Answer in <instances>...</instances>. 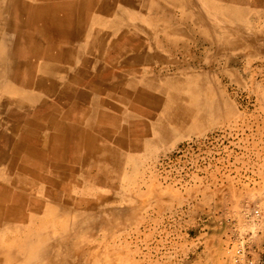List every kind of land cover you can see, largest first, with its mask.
Segmentation results:
<instances>
[{"label": "rangeland", "instance_id": "1", "mask_svg": "<svg viewBox=\"0 0 264 264\" xmlns=\"http://www.w3.org/2000/svg\"><path fill=\"white\" fill-rule=\"evenodd\" d=\"M242 12L244 11H240L239 14L242 18L240 21H243L239 22V52L229 53L227 61L209 65L210 83L217 84V89L221 88L214 91L221 94L220 101L215 100L217 96H212L214 94L212 93L210 99L213 102L211 105L210 100L208 102V108L214 110L211 115H207L209 119L212 118V126L198 132H190L188 135L178 136L168 146L165 144L163 147L159 145L153 149L148 146L147 150L141 147L142 149H126L123 153L120 151L121 154L117 158L120 159L119 162L105 163V166L108 164L110 167L107 166V170L104 164L102 166L96 163L101 165L102 169L104 168V173L99 166L94 164V159L85 155L86 153L77 162L70 161L68 156L67 163L71 169L69 171L64 169V176L63 168L61 170L47 168L45 174L52 173L51 175L56 178H62L61 186L64 185L67 189L68 205L80 211L78 218L75 217L74 220L69 218L70 226L67 222L65 224L61 217L33 215L37 219L35 223L37 228L45 226L48 233H54L53 236L65 234V232L68 234L69 250L65 251L64 248L58 246L50 248L49 257L55 263L95 264L99 258V262L103 264L106 261L112 264H264V33H246L240 27V24H243L244 27L250 25L253 30H264V9L260 7L259 11L252 10L251 14L245 15ZM100 35L99 38V33L81 34L80 38L84 41L81 50L78 52L70 50L68 63L66 62L65 65L60 63L61 60L53 58L54 63L61 66L63 70L56 71L57 75L52 79L51 86L61 83L63 88L74 93L90 89H94L95 93L96 86L90 85L89 77H94L93 83L95 75L101 73L96 69L95 64L101 42L107 40L105 34ZM232 36L237 37V34L232 33ZM99 39L101 44H99ZM46 42L48 43V40ZM45 47L48 49L47 44ZM214 51V49L211 50L212 55ZM258 52L261 53L258 54ZM236 58L239 60L236 61ZM69 62H73V66ZM14 65L20 68L22 64L14 62ZM219 67L222 69L224 67L227 73H218L222 70ZM29 82V78L21 81L16 77L0 79V128L9 131L11 127H18L26 134L29 133L31 137L42 140L53 132L50 125L52 121H60L62 112L43 114L44 121L48 119L47 127L29 126L26 120L35 118L36 114L31 110L30 105L18 103L20 98L28 94L27 90H35L32 87L34 85L29 87ZM177 87V84L172 82L165 88L168 93H171L170 91L176 90ZM62 98L48 96L47 100L50 103L61 104L57 100ZM78 101L82 102L79 99ZM113 102L116 105L120 104L119 101ZM170 103L168 101V104ZM87 104V107H93V101L92 104L90 101ZM215 119L218 121L216 122ZM83 129H86V125H83ZM1 146H6L8 153L12 151V145L8 147L0 141ZM41 148L42 150L39 148V153L48 152L50 143L47 147ZM36 153L38 154L37 151ZM61 156L57 154L56 158L62 160ZM123 157H125L124 160ZM45 162L49 164V161L40 158V163ZM38 168L35 167L36 170ZM0 171L4 174L3 176L13 173L12 167L6 160H0ZM12 177L15 179V176ZM95 177H98L99 182ZM17 178L20 180L15 182H18L20 186L26 183L27 188L32 189L30 194L34 196H42L40 194L42 189L45 191L50 189V186L43 182H37L38 184L32 182L29 177L17 176ZM123 201L128 202L123 205ZM42 204L43 211L46 210L45 207H51L49 201L47 202V197ZM128 204L133 209L128 207ZM82 206L84 209L80 208ZM125 206L128 209L127 213L129 212L128 216L124 209ZM111 207L112 210H110ZM99 210L103 212L100 211L99 214ZM105 210L107 213L104 214ZM113 214L121 215L116 217ZM104 215H106L105 218ZM124 215L129 218L126 219ZM123 219H126L127 223ZM111 222L115 224L112 223L114 224L112 226ZM115 226L117 229L114 228V231ZM54 227H56V232L52 231ZM7 232L4 234L6 237L14 236L13 233L7 234ZM95 244L102 248V252L104 251L103 254L100 252L101 254L99 253L97 257L91 254L92 246ZM2 245L9 247L10 243L7 244L0 239V247ZM78 246L82 250L80 248L78 251V249L76 254ZM4 256L0 254V258L4 259ZM61 258L65 259L62 261ZM115 258L117 259L114 260Z\"/></svg>", "mask_w": 264, "mask_h": 264}, {"label": "crops", "instance_id": "2", "mask_svg": "<svg viewBox=\"0 0 264 264\" xmlns=\"http://www.w3.org/2000/svg\"><path fill=\"white\" fill-rule=\"evenodd\" d=\"M260 7L264 9V0H0V79L16 77L21 81L29 78V87L36 84L48 85L49 92L44 91L47 98L52 94L51 87L57 86H51L52 79L57 75L56 71H62L61 66L54 63L53 52L56 53L55 50L62 48L68 53L70 50L80 51L84 44L83 39L80 38L81 34L99 33V38L100 34L102 36L105 34L107 40L101 42L95 64L96 69L101 73L95 75L93 83L94 77H89V80H91L90 85L100 89V91L96 89L94 93L98 100L110 107L109 112L117 111L119 105L114 104L113 101H120L118 97L120 93L127 97L133 91L136 95L133 94L131 98H134L137 96L138 87L147 86L149 80L155 79L158 84L166 77H173L177 72H180V77L186 74L184 78H188L193 73L194 78L195 71L200 70L201 66L209 69L210 64L216 63L208 61L209 56L199 58L201 63L190 68L181 64L180 67L169 64L173 59L180 62V53H188L187 57L192 61L193 58L190 57L196 54V45L209 42L215 33H223L229 26L228 23H239L240 11H244L243 15L251 14L252 10L259 11ZM247 26L251 31L253 30L250 25ZM233 32L239 33L235 28ZM64 33H78V37L72 44L70 42L64 44ZM185 42L187 45L184 44ZM101 43L99 39V44ZM204 51L205 49L201 47L200 52L203 54ZM68 53L67 56L56 53L54 59L61 60L60 63L65 65ZM161 57H165V60ZM14 62L22 65L18 68ZM69 64L73 66V62ZM52 67L57 68L53 74H51ZM186 69L188 72L193 71L191 75L181 73ZM35 76L43 78L44 81L34 82L32 78ZM128 79L135 80L132 82ZM144 79L147 82L142 83ZM165 83L167 82L160 83V86H164ZM151 84L153 85V82ZM105 88L110 91L107 92ZM81 100V104L87 107V102H92L93 98L89 96L86 100ZM27 102L36 114L35 118L26 120V123L32 127H47L48 119L46 122L43 119V114H46L45 109L51 107L58 109L63 105V100H57L61 104L50 103L48 100L36 105L30 100ZM75 106L80 108L78 103ZM69 110L70 112L65 113L68 122L77 124L79 119L73 114L75 111ZM90 123L93 127L89 126ZM87 128L97 135L98 143L103 145L115 143L112 136L115 130L110 132L103 118L97 117L95 120L89 118ZM52 131L47 138L39 140L18 127H11L9 131L0 128V141L8 147L12 145L10 153L6 146L0 147V160H6L13 169V173H9V176H3L0 171V187L7 183L5 187L0 188L1 192H8L10 197L17 196L20 192L24 196L30 194L32 189L27 191L15 182L20 180L17 176L29 177L36 184L43 182L35 177L37 172L35 167L40 169L44 166L45 172L48 170V164L40 163V158L46 159L50 164V149L55 138L59 141L56 143L59 154L60 152L69 154L62 147L64 141H66L64 146H68L70 152L73 150V153L77 154L70 133L66 136L64 132L67 131L54 129ZM49 143V151L39 153V148L42 150L41 147L45 148ZM12 176H15V179ZM43 183L48 185L46 182ZM9 186L16 187L18 191H9ZM43 191L42 189L40 193L42 196L30 195L35 200L43 197ZM24 212L27 214V209Z\"/></svg>", "mask_w": 264, "mask_h": 264}, {"label": "bare ground", "instance_id": "3", "mask_svg": "<svg viewBox=\"0 0 264 264\" xmlns=\"http://www.w3.org/2000/svg\"><path fill=\"white\" fill-rule=\"evenodd\" d=\"M241 19L242 18H240V20ZM240 20H239V22H243ZM228 24H229V26H227V28L224 30L223 33H215L209 42H206V43L202 42V43H200V45L195 46L197 48V51H196V54L193 55L194 57L193 56L190 57V58H193L192 61H189L190 59L187 57L189 55L188 53L187 54L186 53H180V60H179L180 62H176L175 59H173L170 61L169 65H172L174 67L179 65V67H180V64H181L182 66L185 65V67L190 68L193 65L200 64L201 62L198 59L202 58V57L205 58L206 56H209L208 61H212V62H216V63H220L221 61L222 62L227 61V55L229 53H232L233 51H235V53H236V51L239 50V33L236 32L237 37L232 36V31L234 30V28L237 29L239 32V23L238 22H236V23L231 22ZM214 25L215 24H212V26H214ZM240 25H241L240 27L243 28L246 33H260V34L264 33V30L254 29L251 31L247 25L245 27L243 26V24H240ZM258 26H260V25H258ZM221 29H223V28H221ZM205 35H206V33H205ZM234 35H235V33H234ZM63 37H64V40H63L64 44H66L67 42H70L72 44L74 42V39L78 37V33H64ZM202 37H204V36H202ZM240 38H243V37L240 36ZM186 39H188V38H186ZM260 42H261V40H260ZM256 43H257V40H256ZM184 44L187 45L186 42ZM261 45L263 47V44H261ZM201 47H203L205 49L203 54L200 52ZM213 49L215 50L214 55L211 54V50H213ZM209 50H210V52H209ZM247 50L249 51V49H247ZM256 51H255V53H256ZM55 52L58 53L59 55L63 53V55H66V56L68 53V51H65L63 48L55 50ZM75 52H78V51H75ZM56 53L53 52L52 58H54V56H56ZM260 53L258 52V54H260ZM198 54H200V55H198ZM145 56H149V55H145ZM142 58H140V59L142 60ZM164 58L165 57H163L162 59H164ZM114 59H115V57H114ZM148 59H150V58H148ZM50 60H52V59L50 58ZM238 60H239V58H236V61H238ZM147 61H149V60H147ZM144 62H145V60H144ZM157 63H159V62H157ZM238 64H239V62H238ZM205 68H206V66H201L200 70H198V71L196 70L194 78L192 77V75H193L192 70H191L192 72L191 71L188 72L186 69V70H183L181 72L182 74L190 73V75L192 73L191 76L188 75L189 76L188 78H184L186 74L183 75L182 77H180V74H179L180 72H177L176 74L174 73L175 75L173 74L174 75L173 77H166L162 80V82H167L164 84V86H160V83H162V82H158V84H157L156 83L157 81L155 79H152V80L147 79V80H149L147 83V86L138 87L137 96H135L134 98H131V96H133V94L136 95V93H134L133 91H131V93L128 94L127 97H125V95L120 93L118 96L120 98V101H119L120 104L118 106V109H117V111H112V112H109L110 107L109 106L107 107V104L102 103L100 100H98L97 95L94 94V89H90L89 91H83L80 93H76V92L74 93V92L69 91V89L63 88L64 86L61 84H58L55 87H51V93L52 94L51 95L49 94L48 96L63 97L62 99H59V100H63V102H62L63 105L61 106V108H58V109H57V107H55V108L51 107V108L45 109L46 114L47 113L53 114L56 112H62L60 121H58V120L52 121L50 126L54 130L67 131V132H64V134L66 136H68V134L70 133L71 139L73 140L74 149L77 150V154H74L73 150L70 152V149L68 146H64V143H66V141L62 142V147L69 154L67 155L64 152H60V154H59V152H57V147H56L57 146L56 143H58L59 141H58V139L55 138V140H53V145L51 146V149H50L51 150L50 151L51 162H50V164H48V168L54 169V170H58V169L61 170L63 168L62 173L64 176V169L65 170L68 169L67 171H69L71 169L70 168L71 166L69 167V164L65 162V161H67L68 156H69L70 161L77 162L84 155V153H86L85 154L86 156H90L92 159L95 160L94 161L95 163L92 162L95 165H97L96 163H98L101 165L104 164V166H105V163L110 164V162L115 163L116 161L120 160V159H117L119 154H121L120 151H122V153H123L124 150H126V149L130 150L132 148L137 149V148L144 147V150H145V148L147 150V149H149L148 146H150L152 149L155 148L156 146L159 147V145H161V147H163L165 144H166V146H168L169 144L173 143L176 140V137H178V136L188 135V133H190V132H198V131L203 130L207 127L212 126V118L209 119V117L207 116L208 114L211 115L214 111L211 108H208L209 97L212 95V93H214L212 96H214V95L217 96L215 98V100L221 99V94L214 92L216 90H220L221 88L217 89V84H211L210 83L209 76L211 75V72ZM56 69H57L56 67H52L51 74H53ZM128 70L130 71V69H128ZM224 70H225V68L218 71V73L219 72H222L223 74L227 73L226 70L225 71ZM212 73H213V71H212ZM81 75H82V73H81ZM166 75H168V74H166ZM117 77H119V76L117 75ZM123 77H125V76H123ZM32 79L36 83L43 80V78H38L37 76H35V78H32ZM128 80H132V79H128ZM133 80H135V79H133ZM133 80H132V82H133ZM150 81L153 82V85L152 84L150 85V83H151ZM141 82L145 83L147 81H145V79H144V81H141ZM172 82L176 83L178 87L176 90H172V91H170L171 93H168V90L165 87ZM155 83H156V85H155ZM38 85H40V84L34 85L35 90L33 89V91H36V92H33L31 90L30 91L27 90L26 93H28V94L25 93L26 94L25 97L20 98L21 100L18 102H25L27 104V103H29L27 101L30 100V102L34 103L35 105L38 103L42 104V102H46V100H47L46 96L47 95L44 94V91L49 92L48 87L45 84L44 85L42 84L41 86H38ZM80 86H82V85H80ZM126 86H128V85H126ZM23 87L25 88V86H23ZM57 87H59V88H57ZM67 87H68V85H67ZM24 88H21V89H24ZM96 89H98L97 86H96ZM96 89H95V91H96ZM37 90H39V93H37ZM98 91H100V89H98ZM106 91L109 92L110 90L106 89ZM20 95H23V94H20ZM222 95H223V93H222ZM89 96L91 98H93V107L87 108V107H84L81 104V102L78 101V99L79 100H81V99L86 100L87 97H89ZM112 96H115V94H112ZM212 98H214V97H212ZM168 101H170L171 103L168 104ZM222 101H224V99H222ZM212 102L210 99V105L212 104ZM77 103L80 105V108L78 106H75V105H77ZM163 103H164V105H163ZM19 104H21V103H19ZM91 104H92V102H91ZM221 104H220V106H221ZM69 109H72L79 114V116L77 114V117L79 119L77 121V124H71L68 122L69 121L67 119L68 116H65V113H66V111L70 112ZM224 110H225V107H224ZM224 110L222 109V112ZM97 117H101L105 120L107 127L110 129V132H111V130L112 131L115 130V134H112V136L115 139V143L113 145L112 144L103 145V144L98 143L97 135L95 133H93L90 129L87 128L88 119L90 118L91 120H95ZM215 121L217 122L218 120L215 119ZM215 121H213V123ZM83 124L86 125V129H83ZM71 125H72V128H71ZM89 126L93 127L91 123L89 124ZM71 131H74L75 133H73ZM153 137H154V139H153ZM123 148H126V149H123ZM132 152H134V151H132ZM144 153H142V154H144ZM57 154L59 156L62 155L61 157L65 161H60V159L56 158ZM148 154H150V152ZM135 156H137V155H135ZM124 158L125 157H123V160H124ZM83 159H84V157H83ZM92 159H90V160L92 161ZM147 159H148V157H147ZM82 164H84V162ZM101 165H97V166H99L102 169ZM107 166H108V164L105 166L106 170L109 167V166L108 167ZM77 167H79V166H77ZM93 167H95V166H93ZM45 169L46 168L44 166H42L40 169L37 170V172L35 174L36 178L43 180V182H46L50 186V189L47 188L48 189V190L46 189L47 191H45V190L43 191V197H41V198H36L34 200V198H32L30 194H26L24 196L21 192L17 196L10 197L8 195V192H1L0 191V239H2L7 244L10 243L9 247H4V245H2L0 247V254L5 255L4 259L0 258V264H20V263H24V264L25 263L26 264H42V263L43 264H57V263H55V261L53 259H50L51 257H49V253L51 252L50 248H52L54 246H58V247L64 248L65 251H66V249L69 250L68 246L70 245V243H69L68 234H66V232H65V234L63 233V234H60L58 236H55V235L53 236L54 233L52 234V233L47 232V227L42 226V227L37 228L35 226L37 219L34 218L33 215L43 214V217H61L64 219L63 220L64 223L65 222L68 223L69 218H72L74 220V218L77 217L80 213V211L78 209H72L73 206L71 207L68 205V200H66V198H68V193H66L67 189L65 188L64 185L61 186V179L62 178H58V177L56 178L55 176L51 175L52 174L51 172H50L51 174H45ZM103 169H102V171H103ZM132 169H134V168H132ZM102 171H101V173H102ZM104 172L105 171H103V173ZM60 174H61V172H60ZM96 174H97V172H96ZM98 175H99V173H98ZM111 175H112V173H111ZM118 177H119V175H118ZM118 179H120V178H118ZM121 179H123V178H121ZM63 180H64V178H63ZM98 182H99V180H98ZM100 182H101V180H100ZM118 182H119V180H118ZM6 184L7 183H4L3 186L5 187ZM134 184H135V182H134ZM134 184H133V186H134ZM3 186H1L0 188H2ZM11 186L8 187L9 191H11V192H17L18 191V190H16L15 186H14L15 188H13ZM21 186L24 187L27 191L30 190L27 188L26 183H22ZM28 187H30V186H28ZM114 187L115 186H113V188ZM56 189L60 190V191H57ZM105 189H106V187H105ZM126 191H127V189H126ZM121 194H122V192H121ZM123 196H124V194H123ZM45 197H47V202L49 201L51 207L50 208L45 207L46 210L43 211L42 202H43V200H45ZM110 197H113V196H110ZM117 197L120 198L121 196L120 197L117 196ZM106 198H107V195H106ZM124 198H125V196H124ZM119 201H120V199H119ZM126 202H128V201H126ZM126 202L123 201L122 204L124 205ZM114 204H113V206H114ZM116 204H118V203H116ZM44 205H45V203H44ZM129 205L130 204H128V207L131 208V205L130 206ZM119 206H117V207H119ZM83 207L84 206H82L80 208H83ZM126 207L127 206H125L124 209H126ZM47 208H49V209H47ZM77 208H79V207H77ZM26 209L28 212L27 214L24 212V210H26ZM88 209L90 210V208H88ZM96 209H97V207H96ZM131 209H133V208H131ZM107 210H109V208H107ZM110 210H112V207L110 208ZM127 210L128 209H126V213H127ZM100 211L101 210H99V214L101 212H103V211H101V212ZM96 212H97V210H96ZM105 212H106V210L104 211V214H105ZM112 213H113V211H112ZM114 213H116V212H114ZM128 213H127V216H128ZM116 214H113V215H116ZM101 215H99V216H101ZM118 215H116V217ZM87 216H89V215H87ZM105 216L106 215H104V218H105ZM110 216H107V217L109 218ZM124 216H126V215H124ZM124 216H122V218ZM127 216L125 217L126 219L129 218ZM112 219H113V217H112ZM99 220L100 219H98V221ZM125 220H124V222H126ZM86 221L88 222V220H86ZM90 221H91V219L89 220V222ZM106 221H107V219H106ZM56 222H57V220H56ZM95 222H96V220L94 221V223ZM114 222H111V225ZM117 222H119V221H117ZM67 223H65V224H67ZM107 223L109 224L108 221H107ZM69 224L70 223H68V225ZM87 224L90 225V223H87ZM119 225L121 226V224H119ZM82 226H85V225H82ZM112 226H111V229H112ZM122 226H124V225H122ZM107 227H109V226H107ZM63 228H64V226H63ZM82 228H84V227H82ZM102 228H104V227H102ZM114 228L117 229L116 226L113 227V230H114ZM93 229H95V228H93ZM113 230H111V232H113ZM6 231H8L7 234L13 233L14 236L12 238H9L8 236L6 237L4 235ZM52 231L56 232V227H54ZM73 232H75V231H73ZM84 232H85V230L83 231V233ZM69 233H71V232H69ZM105 233H106V230H105ZM108 235L110 236V234H108ZM74 236L75 235H73V237ZM89 237L91 238V235H89ZM83 240H85V239H83ZM104 245H105V243H104ZM81 247H82V245H81ZM81 247L76 249V254L78 251H80ZM101 249H102L101 247L96 246V244H95L94 246H92V251L91 250L90 251H91L92 255H95L97 257L100 252L103 254L104 251L102 252ZM81 250H82V248H81ZM87 250L88 249H86V251ZM105 252H107V251L105 250ZM120 253H122V252H120ZM81 255H80V257H81ZM110 255H111V253H110ZM76 256H78V255H76ZM105 256H106V254H105ZM73 257H74V255H73ZM113 257H115V256H113ZM113 257H111V258H113ZM107 258H109V257H107ZM117 258H115L114 260H116ZM64 259H62V261ZM98 259L99 258H97V261L95 264H103V263H100ZM77 261L79 262V260H77ZM111 261H113V260H111ZM88 262L90 263V260H88ZM106 262H104V264H112L110 262H108V263H106ZM113 263H116V262H113ZM77 264H80V262ZM117 264H119V263H117Z\"/></svg>", "mask_w": 264, "mask_h": 264}]
</instances>
